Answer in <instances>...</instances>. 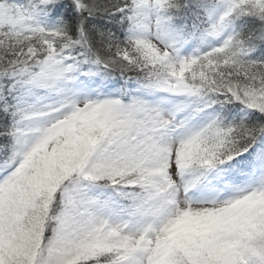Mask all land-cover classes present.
I'll list each match as a JSON object with an SVG mask.
<instances>
[{"label":"snow or ice","instance_id":"1","mask_svg":"<svg viewBox=\"0 0 264 264\" xmlns=\"http://www.w3.org/2000/svg\"><path fill=\"white\" fill-rule=\"evenodd\" d=\"M0 264H264V0H0Z\"/></svg>","mask_w":264,"mask_h":264}]
</instances>
